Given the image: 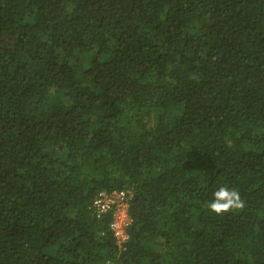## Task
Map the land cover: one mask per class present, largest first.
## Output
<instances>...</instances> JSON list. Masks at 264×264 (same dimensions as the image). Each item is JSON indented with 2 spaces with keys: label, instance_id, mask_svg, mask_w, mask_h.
<instances>
[{
  "label": "trees",
  "instance_id": "obj_1",
  "mask_svg": "<svg viewBox=\"0 0 264 264\" xmlns=\"http://www.w3.org/2000/svg\"><path fill=\"white\" fill-rule=\"evenodd\" d=\"M0 264H264V0H0Z\"/></svg>",
  "mask_w": 264,
  "mask_h": 264
},
{
  "label": "built area",
  "instance_id": "obj_2",
  "mask_svg": "<svg viewBox=\"0 0 264 264\" xmlns=\"http://www.w3.org/2000/svg\"><path fill=\"white\" fill-rule=\"evenodd\" d=\"M130 198L131 195L128 191L102 192L95 199L92 206L98 214H103L110 210L113 211L111 230L119 245H123L128 239L127 228L130 225L128 207Z\"/></svg>",
  "mask_w": 264,
  "mask_h": 264
},
{
  "label": "clouds",
  "instance_id": "obj_3",
  "mask_svg": "<svg viewBox=\"0 0 264 264\" xmlns=\"http://www.w3.org/2000/svg\"><path fill=\"white\" fill-rule=\"evenodd\" d=\"M209 211L216 215H223L245 207V202L240 193L227 185L219 187L213 193V199L206 204Z\"/></svg>",
  "mask_w": 264,
  "mask_h": 264
}]
</instances>
